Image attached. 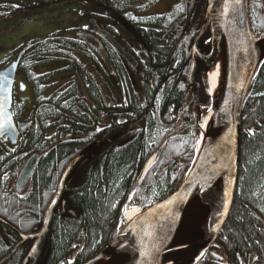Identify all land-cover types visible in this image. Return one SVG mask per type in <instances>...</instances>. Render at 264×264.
<instances>
[{"label":"flooded vegetation","instance_id":"1","mask_svg":"<svg viewBox=\"0 0 264 264\" xmlns=\"http://www.w3.org/2000/svg\"><path fill=\"white\" fill-rule=\"evenodd\" d=\"M26 1L31 4L30 10L38 9L40 0ZM172 1L176 0H169V2ZM155 2L157 1L153 3ZM153 3L144 4L136 15L142 17L143 21H147V18L151 16L164 18L166 13L170 12L168 8L163 12L145 14L144 9L147 7L148 10ZM188 5L189 12H186L185 19L183 17L180 23L182 30L177 31L174 27L173 31L167 32L180 38V44L176 50L180 52L179 58L168 64L164 62L157 66L151 56L152 51L147 45L146 38L151 37L150 35L154 33L165 34L167 29L158 24L156 26L144 25V35L142 36L122 16H120V20L126 30L116 24L107 25L105 12L101 10L98 12V9L96 7L94 9L93 6L85 9L83 5V13L89 18L85 27L65 28H73L66 36L80 44L82 49L74 54L75 59L67 60L63 57L57 60L53 58L42 63L38 61V65L33 59L27 60L30 49L36 50L39 42L56 37L55 33L59 29L45 36L35 35V38L30 41H20L22 37L13 41L8 37L11 33L7 35L10 39L7 51L10 60L3 66V69L16 61L19 62V65L13 85L11 108L16 130L12 132L9 129L0 135V264H30L29 254L37 242L36 236L31 237V235H36L38 227L41 225H38V205L29 207L25 205L33 200V189L38 176L40 159L49 150L48 147L46 151H42L41 146L47 143L48 138L55 137L57 142L70 140L83 143L79 144L83 148L64 168L65 170L86 151L71 172V178L79 172L78 179L82 171L88 165L93 164L90 163L91 161L96 157L100 158L107 151L108 144H110L109 147L113 145L114 149H118L121 143L118 146L115 142L126 136H128L125 141L127 143L138 139L146 140L148 142L146 151L139 157L135 173H133L136 182L131 194L135 193V195L129 196L128 203L134 197L154 198L153 183L161 182L163 184L161 186L162 193H165L168 190L164 189L166 181L168 182L167 187H169L170 179L175 182L183 179L187 167L194 158L198 142L196 135L193 139L190 138L198 127L195 125L197 118L195 109L197 107L193 103L191 104L189 99L193 95L196 100V96L199 94L203 100L204 94H207V105H202V110H208L212 100L208 81L205 83L197 77L201 67H207V65L198 62L196 73L191 78L192 46L188 56L189 47L185 43L183 44L187 37L185 35L186 25L189 26L188 32L196 33L194 40L197 37L203 21V8L205 10L206 0H188ZM5 6H14V9H9V14L16 12V9L21 7V5L12 2L5 3ZM90 11L94 13L91 14ZM95 11L100 15L99 17L95 15ZM32 20V16L28 15L17 25L12 21L9 26L11 25L14 30L16 28L17 31L14 32H18V28ZM97 31L101 33L109 31L122 48L134 57L135 64L125 59ZM18 34L21 35L19 32ZM81 34L89 35L98 41L108 52L111 63L109 64L106 56H103ZM262 38H264V34ZM112 51H116L119 57ZM112 58L121 60L123 69H119ZM53 64L58 66L50 70L43 69L48 65L53 67ZM31 66L35 67L34 69L38 67V81H30L29 76L33 70L30 69L33 68ZM123 70L126 71V76L130 81H122ZM39 77H41L40 80ZM65 84H70V89H74L77 106L71 112H63L64 115H62L61 109L56 108V114L51 117L50 124L46 125V127H51L45 129L40 117L41 112L38 113V100L53 97V104L57 105L55 101L61 96L59 87ZM171 86L177 95V101L172 99L165 101L166 90ZM131 87V95L135 100L133 107L129 109L123 102L127 101L126 96ZM71 98L73 97L68 99ZM203 116L202 111V118ZM115 119L119 120L122 130L109 136L107 129ZM51 146H53V142ZM30 164H34L33 170L25 180L24 173ZM57 190L58 185L55 194ZM65 197L64 190L61 205H63ZM222 235L223 233L220 231L210 241L190 247L181 256H176L174 259L164 257L161 264H172L171 262H174L173 264H192L200 249L209 243L210 247L196 264H262L259 255L249 254L245 258L238 248L231 247L228 241L221 238ZM233 253H235L234 256ZM8 257L10 258L3 262Z\"/></svg>","mask_w":264,"mask_h":264},{"label":"trees","instance_id":"2","mask_svg":"<svg viewBox=\"0 0 264 264\" xmlns=\"http://www.w3.org/2000/svg\"><path fill=\"white\" fill-rule=\"evenodd\" d=\"M41 1L48 4L57 0H40L38 4ZM91 1L93 4L91 2L88 4L90 8L93 6L94 9L95 7L98 9V12L100 10L105 12L107 25L116 24L126 30L120 20V16H122L142 36L144 35V25L156 26L158 24L167 29L165 34L154 33L150 35L151 37L146 38L147 45L152 51L151 56L156 62L155 66L164 62L168 64L179 58L180 52L176 50L180 44V38L167 32L173 31L174 27L177 31L182 30L180 23L183 17L185 19L186 12H189L188 0L174 1L170 4V12L166 13L164 18L151 16L147 18V21H143V18L136 14L140 12L144 4L158 0H106V5H102L96 0ZM10 8L14 9V6L5 7V11H0L2 19L7 17ZM95 15L100 16L96 11ZM250 15L254 29L257 24V26L264 24V0H252ZM186 27L185 35L187 37L183 44L185 43L189 47L187 51L189 56L196 33L188 32L189 26L186 25ZM63 29L61 28L55 33L58 38L44 40L38 43V48L35 47L36 50L30 49L27 60L33 59L38 65V61L42 63L53 58L57 60L63 57L67 60L75 59L74 54L82 50L81 46L66 36L73 28ZM112 52L119 57L116 51ZM187 52L185 53L186 57ZM112 60L119 69H123L121 60L115 58ZM34 68H30L33 69L29 76L30 81H38V72ZM122 81H130L125 70L122 73ZM124 87L126 88L125 85ZM172 88L173 86L166 90L165 101L171 99L177 101V95ZM59 89L62 97L60 96L55 101L57 105L53 104V97L38 100V113L41 112L40 117L45 129L51 127H46V125L50 124L51 117L56 114V108L61 109L62 115H64L63 112H71L77 106V97L74 94V89H70V84H65ZM131 92L132 87L128 90L127 101L123 102L129 109L133 107L135 100ZM70 97L73 98L68 99ZM111 124L107 129L109 136L122 130L119 120L115 119ZM127 139L128 136L115 142L118 146L121 143L118 149H114L113 145L109 147L110 144H108L107 151L100 158L96 157L91 161L90 163L93 164L88 165L82 171L79 179L73 181L71 185H69L70 177L65 186L66 212H63L61 205L56 208L51 223L49 242L39 264H80L104 249L114 239L123 223L124 207L129 201L136 182V178H133L135 166L139 157L146 151L148 143L142 139L127 143L125 142ZM52 142L53 146H51ZM56 143L58 144L55 145ZM79 144L83 143L70 140L57 142L53 137L48 138L47 143L41 146L42 151H46L48 147L49 150L40 159L38 176L33 189V200L25 205L26 207L38 205V225L42 222L45 211L54 197L64 168L83 148ZM170 181L169 187H167V181L164 183V189H168L165 193H162L161 186L163 184L161 182L153 183L155 200L164 199L173 193L180 183L171 179ZM237 185L230 216L224 225L223 235L220 237L228 241L231 247L238 248L245 258L249 254L259 255L260 261L264 264V64L243 108ZM256 191L257 193L254 194ZM71 209L75 210V215L69 213ZM83 242H85L84 248L78 252ZM88 251L90 252L88 253ZM75 254H77V260L72 259ZM232 255L234 256L235 253Z\"/></svg>","mask_w":264,"mask_h":264},{"label":"water","instance_id":"3","mask_svg":"<svg viewBox=\"0 0 264 264\" xmlns=\"http://www.w3.org/2000/svg\"><path fill=\"white\" fill-rule=\"evenodd\" d=\"M97 1L102 5L107 4L106 0ZM251 2L252 0H246L242 14L233 13L230 8L229 14L224 15L222 0H206L202 25L193 43L190 77L193 78L195 75L198 62L207 65L206 74L207 77L209 76V70L219 57L221 39L224 38L229 83L217 103H213L215 108L213 118L204 133L202 149L192 166L190 175L173 194L123 226L122 229L126 232H133L132 237L126 243H114L116 240L114 238L110 245L83 264H94L105 256H111L132 246H139L140 251L121 264H158L161 256L171 250L182 234L189 211L205 187L210 191V200L213 203L211 231L216 234L225 225L237 187L243 107L253 79L264 61V38L257 42L250 20ZM97 32L125 59L135 64L134 57L122 48L109 31ZM208 32L211 33L210 49L204 51L200 48V44ZM247 33L251 34V41H248ZM81 35L103 56H106L109 64L111 63L108 52L98 41L89 35ZM18 65L19 62L16 61L0 71V123H3L7 117H10L11 121V127L5 125V128L0 130V135L9 129L12 132L16 130L11 108ZM85 153L86 151L64 171L57 193L45 212L40 228L38 227V233L31 235V237L36 236L37 242L29 254L30 264H36L37 261L39 263L46 250L51 234L52 218L61 201L67 179ZM33 166L34 164H30L29 168H26L25 180L31 175ZM220 179L223 183L219 187L217 183ZM216 186L221 188L220 192L214 189ZM65 204L66 201L63 200V211L66 210ZM70 212L75 214L73 210ZM146 233L149 234L146 235ZM83 246L84 244L80 249ZM207 247L208 245L200 249L192 264H196L202 258L200 254H205ZM143 252H147L148 255H141Z\"/></svg>","mask_w":264,"mask_h":264},{"label":"rangeland","instance_id":"4","mask_svg":"<svg viewBox=\"0 0 264 264\" xmlns=\"http://www.w3.org/2000/svg\"><path fill=\"white\" fill-rule=\"evenodd\" d=\"M7 2H13L16 5H21L18 9H16V12L11 13L10 15V22H14L16 25L23 21L26 16L30 15L32 16L33 20L32 22L21 26L18 28V32L21 34L19 35L16 28H10L4 27V25L7 23V21H1L0 20V70L3 69V66L6 65L7 61H9V54L7 53L8 47H9V38H12L11 40L17 41L20 37L22 39L20 41H30L35 38V35L38 37L45 36L52 31H55L57 29L61 28H70V27H85L87 25V22H89V18L83 13V5L85 9L90 8L88 5L90 2L93 4L91 0H57L56 2H51L48 4H44L43 1H41L40 4H38V9L36 10H30V3L26 0H0L1 9L0 11H5V4ZM173 3L169 2V0H159L155 3H153L149 9L147 10V7L144 9L145 14L150 13H159L167 10L170 7V4ZM203 14H204V8H203ZM2 19V17H0ZM261 22V21H260ZM258 25V24H257ZM253 26V30L257 35L264 34V27H262L264 24H260L259 26ZM261 27V28H260ZM63 29V30H64ZM59 31V30H58ZM10 34V36L7 37V35ZM61 35H64L63 33H60ZM66 35V34H65ZM68 35V34H67ZM210 38L211 34L210 32L207 34L206 38L201 42L200 48L203 50H209L210 49ZM50 65V64H49ZM45 66L43 69L50 70L54 69L57 66L53 64V67ZM44 66V65H42ZM41 67V66H40ZM36 72H38V67L36 68ZM207 67H201V69L198 71L197 77L201 78L202 81H207ZM63 83V81H60ZM205 98L201 100L202 97L199 96V94L195 97L191 95L189 102L194 104L197 108L195 109L197 113V118L195 125L198 127V132L192 133V137L190 138H200L201 136V130L199 128L200 123L203 124L204 119L209 113L208 110H202V105H207V94H204ZM206 100V101H205ZM202 111L204 113L203 119H202ZM196 135V136H195ZM199 140V139H198ZM79 173H75L70 182L69 185L75 180L78 179ZM214 189L217 192H220L221 188H218L217 186L214 187ZM254 192V194H256ZM153 202V199L146 198L145 196L140 197H134L132 204L135 206H147L148 204H151ZM131 205V206H133ZM126 211V208H125ZM123 225H125V215H123ZM179 251H170L166 252L163 256L167 257L168 259H174L176 256L178 257ZM161 259V260H162ZM173 261V260H172ZM174 262H172L173 264Z\"/></svg>","mask_w":264,"mask_h":264},{"label":"bare ground","instance_id":"5","mask_svg":"<svg viewBox=\"0 0 264 264\" xmlns=\"http://www.w3.org/2000/svg\"><path fill=\"white\" fill-rule=\"evenodd\" d=\"M258 41H260V39H258ZM208 80L212 101L216 104L221 93L226 89L229 83V67L226 60L224 38L221 39L219 57L209 70ZM214 110L215 108L211 109L206 116L205 121H203V133L207 131V128L211 123ZM201 143L202 141H200L199 147L201 146ZM222 183L223 180L220 179L218 180L217 185L220 187ZM210 197V191L207 187H205L192 205L183 232L174 243L171 250L182 249L190 245L200 243L212 235L211 226L213 203L211 202ZM140 213L141 209L138 206L128 208L124 214L125 219L126 221H132ZM132 235L133 232H126L124 229H121L116 236L114 243L124 244L132 237ZM139 251V246H132L111 256H105L94 264H121L127 259L133 257Z\"/></svg>","mask_w":264,"mask_h":264},{"label":"snow or ice","instance_id":"6","mask_svg":"<svg viewBox=\"0 0 264 264\" xmlns=\"http://www.w3.org/2000/svg\"><path fill=\"white\" fill-rule=\"evenodd\" d=\"M245 2H246V0H222L223 14L228 15L230 8H231L233 13L242 14V8H243V5ZM246 35H247L248 41H251V34L247 33ZM5 115H6V113H5ZM5 125H7L9 128L11 127L10 117H7L3 123H0V130H3L5 128ZM201 127H203V125H201ZM131 195L134 196L135 193H132ZM169 203H171V201H169ZM125 207L127 208V206H125ZM148 234L149 233H146V235H148ZM141 255L147 256L148 253L143 252V253H141ZM200 255L203 256L204 253H201ZM198 259H199V257H198Z\"/></svg>","mask_w":264,"mask_h":264}]
</instances>
